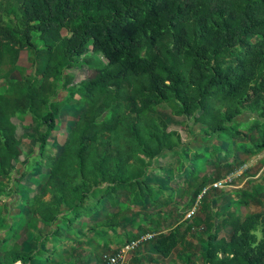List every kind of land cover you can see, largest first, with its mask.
I'll use <instances>...</instances> for the list:
<instances>
[{
    "label": "trees",
    "instance_id": "16d2710c",
    "mask_svg": "<svg viewBox=\"0 0 264 264\" xmlns=\"http://www.w3.org/2000/svg\"><path fill=\"white\" fill-rule=\"evenodd\" d=\"M11 1L0 0V76L18 69L23 50L34 71L21 73L0 92V195L11 180L19 185L30 174L34 188L24 197L10 235L18 236L28 220L36 240L52 239V245L51 251L33 253L12 244L0 250V264L26 263L45 254L53 264L66 243L83 242L73 239L78 229L86 238L95 227H118L129 206L107 211L98 222L90 219L103 216V201L113 205L120 192L129 194L130 204L158 206L155 197L163 190L149 179L155 163L166 154L189 151L179 132L156 113L158 106L167 105L175 116L189 115L217 142L209 152L213 177L205 167L197 168L202 153L188 156L182 188L192 192L191 202L204 185L244 164L232 156L236 138L248 143L244 152L249 156L264 150L263 117L244 131L234 122L244 108L264 116V0ZM3 13L17 20L4 23ZM83 64L91 74L72 83L70 71ZM62 87L67 94L54 99ZM65 111L74 112L75 119L60 151L53 153L49 137ZM19 112L45 127L34 138L37 155L30 162L11 121ZM219 142L226 147L221 150ZM17 164L22 171L12 178ZM236 192L243 204L260 202L250 187ZM25 210L28 218H20ZM200 223L195 218L182 234L178 229L158 234L155 250L168 256ZM157 225L149 224L146 231H159ZM212 226L207 223L206 229ZM221 227L229 233L207 236L203 264H264V211L244 216L230 211ZM96 239L87 237L84 243ZM101 246L110 250L109 243ZM73 264L86 262L76 256Z\"/></svg>",
    "mask_w": 264,
    "mask_h": 264
},
{
    "label": "rangeland",
    "instance_id": "374dc122",
    "mask_svg": "<svg viewBox=\"0 0 264 264\" xmlns=\"http://www.w3.org/2000/svg\"><path fill=\"white\" fill-rule=\"evenodd\" d=\"M9 2L13 4V1L9 0ZM2 15L4 23H14V21L17 20L13 14L8 15L6 13H3ZM66 34L67 33L63 31V35ZM34 41L37 46L41 43V41L36 38H34ZM96 57L102 59V56L99 53L96 54ZM33 71V66H31L30 62H28L27 60L26 52L24 50L21 51L18 60V69L14 71L11 75H9L7 78H3L2 76H0V92H5L11 87L10 85H12L13 81L19 80L21 78V73L31 76L33 74ZM70 72H72L74 75L72 83H77L80 80L87 78L91 74V70H88L84 64L72 69ZM66 94L67 91L64 90L63 87L59 88L57 94L58 96L54 97V99L62 98ZM75 98H77V96H75ZM156 109V113L166 122L167 127L171 130L179 132L181 138H183L184 144L188 145L192 149H196L197 147L201 148L202 154L204 155L203 160H201L203 165L202 167L206 168L208 175L213 174V160L212 157L210 158L208 152L209 148L207 147L209 145V142L204 141L208 140L207 138L209 137H206L204 135L201 128H199L200 125L194 124L189 115H173L167 105L158 106ZM106 116H108V113L104 115V117ZM257 117L264 118V116H261L260 112L258 113L255 109L244 108L242 112L236 118H234V122L238 126V130L243 131L246 130V126L248 124H251L255 119H258ZM74 119V112L70 113L68 111H65L58 117L57 130L52 132L49 137V143L51 145L53 153H57L60 151L61 145L65 139V135L72 126V121H74ZM11 121L14 124L16 136L20 138L21 146H24L25 150H28L29 152L30 157L28 160L30 162L32 161L31 159H34L37 155V149L34 144V138H37L39 132L44 131L45 127L38 123H33L30 113L28 112L26 114L19 112L14 117H12ZM234 142L235 149L234 155L232 156H234V158L236 159H239L241 162L246 163L248 169L245 171V173L242 174L241 177L234 181V188H231V192L222 190L219 191L218 194L212 193L211 195H209L208 199H210V201H204L202 207H200V210L198 212L199 218H204L209 215L213 217L216 216V219L219 220L222 217L224 218L226 214L230 211H235L238 213V215L242 216L249 212L264 211V153L262 152L261 154L254 156L247 155L244 152V148L248 146V143L245 144L244 140L241 139V136L236 138ZM33 147H35V151L33 150ZM219 147L222 150L226 147V145L223 142H219ZM190 154L191 153H175L167 155L165 157H160L155 164H157L158 167L163 168V170H158V173L156 172V175L151 177L150 180L161 186H164L166 182L170 181V187L172 184L174 185V183L175 185L176 183H180V181L177 180L188 174V167L184 170L183 173L174 172L173 176L169 177L170 180L168 179L169 174L167 173V169L169 166L176 164V160L182 158H186V161L184 163L188 166L189 164H191L190 160L187 161V156H190ZM229 154H232L231 150L228 151V155ZM220 155L221 153H218L217 156L221 157ZM18 167H20V164H17V167L13 169L12 178L18 176L19 173L22 171ZM197 168H201V165L199 167L197 166ZM33 182L34 181L32 176L28 174L19 185H15L13 183V180H11L10 183L6 185V190L1 193L0 240L7 238V242L5 245H0V247H8L9 245L16 243L21 245L22 249L25 251H28L30 249H36L34 239V233L36 228L32 224H30L28 220L26 221L18 236L10 235V226H15L16 223H14V219L18 213H21L20 211L23 209L22 203L24 201V197L28 196L33 190ZM247 186H249L251 189H253L255 193H257L255 197L257 198V200L260 201L259 203H257L256 201H251L248 204H243L238 200L241 198V196L238 198L236 197L237 192L235 193V196H232V194H234L233 192H235L236 190L240 191L241 189H244ZM126 195L127 192H122L119 194L118 198H121L120 200L123 201L124 199H126ZM103 207L104 210L102 211V215L107 211V209H109L106 201H103ZM145 208L146 207H143L142 209ZM154 209L155 208L147 207V210L149 211L152 210L153 212H155ZM22 214V216H19L20 218H28V213L26 210ZM137 215L138 217L142 216L140 213L136 214L135 216ZM130 222L134 223V217L130 220ZM218 232L222 233L221 230H219ZM228 233L229 229L226 230V234ZM46 246H49V243Z\"/></svg>",
    "mask_w": 264,
    "mask_h": 264
},
{
    "label": "crops",
    "instance_id": "0c3cea01",
    "mask_svg": "<svg viewBox=\"0 0 264 264\" xmlns=\"http://www.w3.org/2000/svg\"><path fill=\"white\" fill-rule=\"evenodd\" d=\"M249 125L250 124L246 126V129ZM207 139L208 140H204V141L209 142V145L207 147L209 148L208 152H211L212 144L214 143L216 144V141L210 138H207ZM187 148L189 151L186 153H191V152L192 153L194 152L202 153L201 148L197 147L196 149H192L188 145H187ZM262 152L264 153V150ZM167 155H170V154H166L164 155V157ZM188 158L189 157L187 156V161H189ZM185 161H186V158L176 160V164L168 167L167 173L169 174L170 170H172V173L174 172L183 173L184 170L188 167L187 165H185L184 163ZM182 165L184 166L182 167ZM199 166L200 165H198V167ZM179 168H182V169H179ZM201 168H202V165H201ZM158 170H163V168L157 166V168H155V170L150 173L149 179L153 177L154 175H156V172L158 173ZM213 171L215 172V170ZM205 172H206V168H205ZM214 172L213 174L208 175V176L213 177V175L215 174ZM187 175H185V177ZM168 179L170 180L169 176H168ZM183 179H184V176L180 178L179 180H177V181H180L181 183H176V185L174 183V185L172 184L171 187L169 184L170 181L166 182L164 186H161L159 184L152 182V180H150L151 183L160 186L163 190V195L156 194V197H155V201L157 202V204H159L158 206L150 205L149 201H145L144 203L134 202L130 204L128 193L126 195V199H124L123 201L120 200L121 198L119 199L117 197L115 198L113 205L107 202L108 207H109V209H107V211L109 212L106 211L107 213L116 212L118 211V209L123 208L125 206L130 207V210L128 213H123L122 215L118 217L119 226L114 227V228H104L103 226L95 227L96 229L95 232L87 233L88 234L87 237L94 236L97 238L96 242H94L92 245H88L84 243L87 237L86 238L82 237L81 230L78 229L77 233L73 235V239L76 242V240L79 237L83 242L82 243L76 242L77 244L72 243V242L66 243L65 249L60 250L58 257L56 256L54 257L55 262L53 264H64V263L73 264L76 256H79L84 262H86V264H102L101 257L103 254L115 252L125 242L134 239L136 236L139 235V233L146 231V228L151 223L156 222V224H158L157 226L159 227V231L155 232L156 236H158V234H165L167 233V231L173 230V229H178V231L182 234L185 232V230L187 229L189 225L193 224V220L195 218L199 219L201 223L197 226H194L191 230L187 231L186 235L183 237V240L175 247V249L172 250V252L168 256L163 257L162 255H160L154 248V241H151L149 243L143 244L141 247H139V249H137L134 253H132V255L130 256V258L127 260L125 264H203L202 259H201V253L205 248V240H207V236L209 234L216 233L218 237H221L223 235H226L227 229L225 227H221V221L223 217L220 218L219 220L216 219L217 218L216 216L213 217L209 215H207L204 218H199L198 212L200 209H198V211L192 218L190 219L186 218L184 214L192 204L191 202L192 192L188 193L187 190L185 191L183 190L182 188ZM231 188H234V186L226 187L224 189L213 190V191L211 190L205 196L204 201L207 200V202H209L210 199H208V196L211 195L212 193L218 194L219 191H222V190L231 192L232 191ZM247 188H249V186H247ZM171 192L173 193V195L170 198L169 194ZM232 196H235V195L232 194ZM160 204L162 205V207H160ZM143 207H146V208L142 209ZM147 207L155 208L154 209L155 212H153L152 210L150 211L147 210ZM102 210H104V207H102ZM138 213H140L142 216L140 217H138V215L135 216ZM104 216L105 215L98 217V218L92 217L90 221L98 222L102 220ZM133 217H134V223H132L133 221L130 222V220ZM207 223L213 224L211 230L209 231L206 229ZM218 229L221 230L222 233H219ZM34 239H35L36 249L35 250L30 249L28 251H32L33 253H35L38 249H41V248L44 250L51 251L50 248L52 245V239L48 240L45 243L40 242L41 240H43L41 236L39 237V239L37 238L36 240L35 235H34ZM0 242H2V240H0ZM48 243H49V246H46ZM105 243H109L110 250L102 249L103 247L101 245ZM13 244H16V243H13ZM0 245H4V244H0ZM19 246L22 249V246L21 245ZM4 248L6 247L5 246L0 247V250ZM74 248L75 249L77 248V250L73 251ZM46 257H47V254L43 255V257L35 256L29 262H26V263L15 262L14 264H18V263L19 264H27V263L29 264H52V262H47ZM189 257H190V260L187 263V259ZM39 258L41 259L39 260Z\"/></svg>",
    "mask_w": 264,
    "mask_h": 264
},
{
    "label": "built area",
    "instance_id": "2783aa9c",
    "mask_svg": "<svg viewBox=\"0 0 264 264\" xmlns=\"http://www.w3.org/2000/svg\"><path fill=\"white\" fill-rule=\"evenodd\" d=\"M247 169V164L244 163L235 170L227 173L224 177L204 185L200 189V191L196 193L197 195L194 201L192 202V205L185 212L184 215L186 216V218L190 219L196 214L198 209H200L207 193H209L211 190L213 191L218 189H224L226 187H232L234 181L241 177ZM155 237V232L143 231L142 233H139L137 237L125 242L115 252L103 254L101 257L102 264H125L132 255V253L139 249V247H141L143 244L153 241Z\"/></svg>",
    "mask_w": 264,
    "mask_h": 264
}]
</instances>
